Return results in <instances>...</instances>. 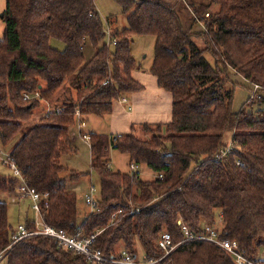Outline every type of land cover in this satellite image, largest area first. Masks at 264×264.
Instances as JSON below:
<instances>
[{"label":"trees","instance_id":"obj_1","mask_svg":"<svg viewBox=\"0 0 264 264\" xmlns=\"http://www.w3.org/2000/svg\"><path fill=\"white\" fill-rule=\"evenodd\" d=\"M95 1L6 0L3 10L0 143L7 146L23 132L10 155L27 184L48 195L41 203L45 222L72 235L96 234L93 245L105 255H115L123 244L133 254L160 259L161 232L181 241L182 223L199 233L203 223L216 224L220 211V236L264 260V97L257 113L244 107L234 111L237 83L231 78L237 73L264 90V0H116L127 25L112 32V46ZM136 36L155 38L150 72L171 94V120L140 124L150 134L146 137L135 125L127 133L89 134L101 192L96 209L79 224L78 196L67 177L78 180L82 173L61 175L68 170L62 157L76 151L71 136L76 109L84 117L105 116L115 101L143 90L133 75ZM52 38L65 42V49L52 47ZM87 41L96 50L89 60ZM67 80L76 100L53 105L28 125L41 101L51 104ZM227 133L233 134L232 149L218 157L228 147ZM112 148L128 154L130 164L147 165L154 177L113 170ZM19 184L12 172H0V194L18 195ZM24 224L28 231L36 226L28 217ZM15 232L9 202L0 200V252L10 246L6 264H87L82 254L60 248L49 237L13 243ZM156 264L233 263L218 246L197 241L182 244Z\"/></svg>","mask_w":264,"mask_h":264},{"label":"rangeland","instance_id":"obj_2","mask_svg":"<svg viewBox=\"0 0 264 264\" xmlns=\"http://www.w3.org/2000/svg\"><path fill=\"white\" fill-rule=\"evenodd\" d=\"M97 9L102 16L106 24V31L113 32L117 29H122L127 25V15L123 12L122 5L116 0H96L95 1ZM6 6V0H0V38L4 36L5 25L1 18V14ZM110 23H109V22ZM109 38V35L106 37V40ZM50 45L56 49L64 50L66 47V43L57 38H52L50 40ZM154 46H155V38L153 36H136L132 43L133 54L136 57L138 63V71L142 73L140 78L144 81L146 88L151 92L152 97L159 96L161 99L167 98L155 91L154 79L155 77L150 72V68L154 59ZM95 49L91 45L90 41H87L84 44V53L86 56V60H89L95 53ZM232 80L237 83L234 101H233V110L240 111L243 107L246 111L257 113L260 108L258 99L259 97H264V90L261 89L260 86H256L248 81H246L239 74H232ZM152 89V90H151ZM77 91L72 87L71 80H67L66 84L63 88H61L55 98L50 103L41 101V105L34 110V116L27 123L28 125H34L38 123L40 118L45 115L53 105L57 104L58 106L63 105L67 101L76 100ZM249 98H252V103H247ZM148 108L142 109V114L147 115ZM171 114L168 111L167 118H170ZM92 124L95 122H100L101 124H105L106 117L98 118L91 117ZM156 124V123H152ZM154 126V125H153ZM87 131L91 129V126L85 127ZM137 133L141 137L149 136L150 134L143 130V128L138 125ZM99 129L105 130L104 127H99ZM109 131V130H107ZM130 132V130L125 131V133ZM147 134H146V133ZM23 132H21L9 145L3 146L0 143V146L5 151H10L13 145L18 141ZM111 134V132L109 133ZM233 134L227 133L225 135V142L227 146H231V138ZM74 144H76L74 142ZM78 149L75 152L68 153L62 157L63 164L68 168L61 173L63 177H67L70 175L71 171H76L78 173H82L81 177L78 180H70L67 177L68 188L74 190L78 196V211H79V224L83 222L85 216L90 213L91 209L89 205L86 203V194H89L92 190V187L95 188L94 194L96 197L100 196L101 192V181L99 175L92 168V156L91 151L88 146L87 141L78 139L76 144ZM110 167L115 171L122 172H130L132 169L130 167V159L129 155L123 153L117 149L112 148L110 154ZM136 171L140 172L141 176L149 180L154 177V171L150 169L147 165H141L136 168ZM0 172L10 173L11 169L6 166L2 159L0 158ZM0 200H7L9 202V221L15 227L18 226L19 221L25 220V218H35L37 220L41 219L40 213L34 211L31 207V203L29 200H23L17 198V195H12L11 197L7 194H0ZM216 214V224H212L217 226L218 228H223V220L221 217L220 211H217ZM205 222V220H204ZM205 223H208L205 222ZM117 251L124 249L123 244L117 245ZM137 248L141 251V247L137 246ZM144 254V253H143ZM0 264H6L5 261Z\"/></svg>","mask_w":264,"mask_h":264},{"label":"built area","instance_id":"obj_3","mask_svg":"<svg viewBox=\"0 0 264 264\" xmlns=\"http://www.w3.org/2000/svg\"><path fill=\"white\" fill-rule=\"evenodd\" d=\"M206 15H209V13H207ZM108 35V46L115 45L116 41L111 40L112 31H108L107 36ZM256 86L258 87L259 85ZM31 97L32 96H30L29 94H25V99ZM120 100L126 102L127 98L123 97ZM76 118L78 120L80 129L86 125L85 117L83 116L79 108L76 109ZM82 136L83 138H87L88 140H90V137L87 134H82ZM231 149L232 146L223 149L221 151V155L218 157L225 155L226 153L231 151ZM0 158L2 159L3 163L11 169L12 173L20 178L17 198L29 200L32 209L40 213L41 216V219L39 220L34 219L36 226L32 231H28L24 223H20L13 235V243L29 236H45L56 240L58 246L62 249L72 250L74 252L82 254L85 257L87 264H156L161 259L170 256L177 248H179L184 243L205 241L218 246L230 258L233 264H264V260L253 258L252 256H250L249 253L241 247L240 243L237 240L222 238L220 236L221 229L209 223H203V230L199 233L192 231V229L186 223H182V231L184 237L181 241L177 242L174 241L173 236L170 232H161L157 240V246L161 250H163L164 253L160 259L148 258L145 253L140 255L133 254L125 248L117 251L115 255H105L100 249L95 248L93 245L96 234L90 237H85L83 230H80L77 234L72 235L68 234L64 229H60L46 223L41 215V203L47 198L48 195L38 192L35 188H32L27 184L22 171L19 169L16 162L11 157L10 151H5L1 148V146ZM136 167V164H131L132 171H134ZM94 190L95 188L92 187L91 192L87 194L85 198L86 203L91 209V212L96 209L98 201L97 197L94 194ZM121 212L122 210L120 209L113 215V218H115L117 214ZM9 249L10 246L0 252V263L5 261Z\"/></svg>","mask_w":264,"mask_h":264},{"label":"crops","instance_id":"obj_4","mask_svg":"<svg viewBox=\"0 0 264 264\" xmlns=\"http://www.w3.org/2000/svg\"><path fill=\"white\" fill-rule=\"evenodd\" d=\"M167 1L173 3L176 0H167ZM133 75L138 81H140L144 85L143 90L126 95L125 96L127 98L126 102L121 100L115 101L111 114L105 116H96V115L85 116L86 125L84 127H82L81 129L79 128L78 120H76L75 126L72 127L71 136L73 143L75 142L77 144L78 139L81 140L83 139L87 141L92 157H93V152L91 149L90 140H88L87 138H83L82 134H87L88 136L91 132L107 133V134L111 132V134H121V133H125V131L127 130L131 131L133 125L138 126L142 123H167L168 121L171 120V117L166 119L168 111H170V114L172 116L171 94L167 90L158 86V80L153 75L155 77V79L153 80L154 81L153 84H155V88H154L155 91L156 90L157 92L159 91V93L165 96L167 100L161 99L158 95L157 96L154 95L152 97L151 92L146 88L144 81L140 78L142 73H140V71L136 69L134 70ZM145 108H148L149 110L147 115L142 114L141 112V110ZM91 117H98V118L106 117L107 120H105L104 122L105 124H101L100 122H96V123L94 122L92 124ZM86 126L87 127L91 126V129L87 131V129L85 128ZM104 126H105V130L99 129V127L101 128ZM76 144H74V146L76 147L77 150L78 147L76 146ZM137 167L139 166L137 165ZM134 171H136V169ZM25 220H23L22 222L19 221V224L24 223ZM14 228L17 229V227L15 226Z\"/></svg>","mask_w":264,"mask_h":264},{"label":"water","instance_id":"obj_5","mask_svg":"<svg viewBox=\"0 0 264 264\" xmlns=\"http://www.w3.org/2000/svg\"><path fill=\"white\" fill-rule=\"evenodd\" d=\"M3 17V13L1 14V18Z\"/></svg>","mask_w":264,"mask_h":264}]
</instances>
